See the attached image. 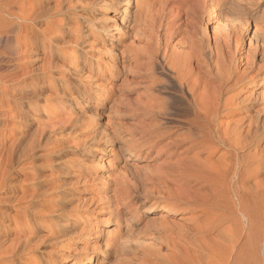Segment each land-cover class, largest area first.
<instances>
[{"label": "rangeland", "instance_id": "374dc122", "mask_svg": "<svg viewBox=\"0 0 264 264\" xmlns=\"http://www.w3.org/2000/svg\"><path fill=\"white\" fill-rule=\"evenodd\" d=\"M98 1L41 0L34 23L16 25L0 43V179L4 180L0 196H12L5 208L12 228L24 237L35 232L34 243L42 242L35 254L25 256V262H37L33 259L37 254L44 264H157L147 260L142 250L160 247L169 253L171 239L177 240L181 228L192 226L187 214L173 215L163 209L165 199H172L165 190L167 184L171 189L179 187L157 177L166 159L161 148L170 140L137 148L145 139L141 121L170 120L152 121L135 114L136 107L130 105L137 96L131 92L134 73L119 70L124 63L121 51L133 45L135 30L141 27L133 21L135 3L123 17L121 4ZM244 1L246 6L255 2ZM256 2L260 10L254 15L264 22V0ZM14 5V11L23 7ZM209 11H203L200 19L212 35L214 20H208ZM122 21L126 28L119 31ZM251 23L248 31H241L244 41L239 36L232 42V49L242 56L255 30ZM112 48L120 53L117 60ZM255 70L233 95L263 107L264 78L256 77ZM255 92H262L257 101ZM134 182L140 185L136 195L121 194ZM30 199L33 206L27 210L25 203ZM164 217L167 224L160 221ZM87 255H93L94 261L90 263Z\"/></svg>", "mask_w": 264, "mask_h": 264}, {"label": "bare ground", "instance_id": "6f19581e", "mask_svg": "<svg viewBox=\"0 0 264 264\" xmlns=\"http://www.w3.org/2000/svg\"><path fill=\"white\" fill-rule=\"evenodd\" d=\"M0 1H5L0 2L1 43L16 25L20 28L34 23L41 0ZM108 2L121 4L123 17L129 5L135 3L133 21L141 27L135 30L133 45L121 51L124 63L119 70L134 73L131 92L137 93V96L130 105L136 107L135 114L150 117L152 121L159 117L170 120L169 123L153 124L141 121L145 139L137 143V148L153 147L163 139L170 140L161 148L166 153V159L161 164L160 174L156 175L179 187L171 189L167 184L165 190L172 199L164 198L168 204H164L163 209L173 215L187 214L192 224L185 229L184 223L182 227L185 230L181 228L177 238L171 235L177 240L171 239L172 244H169L172 247L169 245V248L172 250L169 253H163L160 247H149L151 250L146 252L142 248L145 258L149 257L157 264H264V106L259 107L256 102L249 103L246 98L233 95L236 86L250 77V71L257 69L256 77L264 78V22L254 15L260 10V3L255 0L246 6L241 0ZM12 4H22L23 7L19 6L16 12ZM209 8L208 20H214L212 35L200 19L202 12ZM45 10L41 9L42 12ZM252 21L255 30L248 38L247 53L242 56L241 51L235 47V51L232 49V42L239 36L243 40L241 31H248ZM125 28L122 21L119 31ZM171 40L176 42L172 44ZM112 52L114 58H118L120 53L115 48ZM243 61L245 67L241 71ZM260 93L255 92V98ZM2 168L0 162V175ZM3 182H0V189L4 186ZM139 186L134 182L120 193L136 195ZM115 190L114 194H118L119 190ZM11 201L12 196H0V264H29L25 262V256L35 254L42 242L38 240L39 245L34 243L35 232L30 231V235L24 237V233L12 228L6 210ZM25 204L28 210L33 206V200ZM164 219L160 221L168 222ZM123 243H127L126 240ZM36 257L33 259L37 262L31 261L30 264H44ZM85 257L90 263L94 261L93 255ZM97 264L101 263L97 261Z\"/></svg>", "mask_w": 264, "mask_h": 264}]
</instances>
